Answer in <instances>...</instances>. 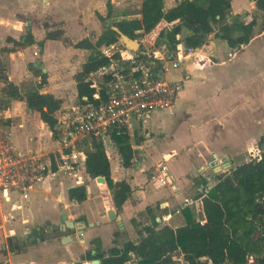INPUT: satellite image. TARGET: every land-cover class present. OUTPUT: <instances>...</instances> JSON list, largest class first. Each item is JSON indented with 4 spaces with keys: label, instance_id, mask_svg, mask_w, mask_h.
Instances as JSON below:
<instances>
[{
    "label": "crops",
    "instance_id": "crops-1",
    "mask_svg": "<svg viewBox=\"0 0 264 264\" xmlns=\"http://www.w3.org/2000/svg\"><path fill=\"white\" fill-rule=\"evenodd\" d=\"M2 1L0 58L4 75H0V97H3L6 79L19 88L39 82L41 78L30 70L33 64L48 75L41 93L53 95L63 103L62 110L46 122L33 114L25 102L0 104V116L5 124L10 123L8 126L16 150L50 154L56 159L64 130L80 111L75 76L91 55L90 51L75 47L82 40H70L82 34L80 0L77 4L72 3V14L78 18L76 29L72 31L65 17V0H33L27 11L32 16L27 28L20 22L11 24L4 17L9 10H5ZM181 2L165 0L164 11ZM112 3L116 8L115 4L120 5L122 0H113ZM14 10L16 14L17 7ZM140 11L138 14L127 13L123 19H141ZM102 14L98 15H107ZM232 14L240 16L246 24L256 21L252 40L232 49L226 41L216 39L212 34L200 48L206 56L201 58V63L188 59L180 70L168 75L173 81H181L178 100L164 114L152 115L166 116L165 132L154 127L133 128L128 132L130 137L137 138L135 145L131 144L135 157L132 166L125 168L116 145L104 142L113 180L127 181L133 189L122 213H117L106 183H99L87 174L86 159L75 171H69L72 177L51 178L49 175L45 182L32 190L28 200L17 193L6 195L0 191V264H96L89 254L94 256L98 249L104 252L112 249L116 233L121 234L119 243L127 238L138 239L133 220L148 224L156 216L157 221L173 229L185 226L184 208L193 203L200 204L201 197L217 183L219 176L259 156L258 144L264 138L263 13L253 0H233ZM60 23L64 26L54 29ZM176 27L180 26L175 25L174 29ZM48 30L62 32V38L46 39ZM28 33L32 34L34 45L15 44V41L24 42ZM157 33L155 30L153 36ZM101 35L85 39L96 42ZM190 35V31L183 29L177 36V46L187 48L185 39ZM140 39L158 49L163 46L171 48L168 39H164L159 47L146 34ZM40 43H43L42 48ZM105 48H101V54ZM39 57L40 65H36ZM158 165H166L169 169L167 186L156 183L154 177ZM62 171L60 168L51 175ZM70 177L77 182L66 188L65 179ZM82 185L87 188V200L82 204L70 202L69 190ZM112 211L122 217L123 227L116 219L108 218L107 214ZM63 214H68V221L73 222L78 230L84 229L82 236L77 229H66ZM67 237L70 241L64 242Z\"/></svg>",
    "mask_w": 264,
    "mask_h": 264
},
{
    "label": "trees",
    "instance_id": "trees-1",
    "mask_svg": "<svg viewBox=\"0 0 264 264\" xmlns=\"http://www.w3.org/2000/svg\"><path fill=\"white\" fill-rule=\"evenodd\" d=\"M112 1H108L107 15H98L104 31L97 41L84 39L75 45L77 49L91 52L75 76L81 113L99 105L95 99L96 91L86 78L111 62L101 54V48L113 47L114 59L119 58L118 51L123 49L120 36L112 26L136 40L146 34L156 47L168 39L172 50L179 44L177 36L183 29L191 32L185 39L187 47L201 48L215 34L216 39L226 41L230 48L236 49L250 43L256 26V21L246 24L240 16L232 14L233 0H182L167 12L164 11L165 0H142L141 19H124L109 26L107 22L113 20L114 13ZM253 1L263 13L264 25V0ZM179 20L183 26L166 34L167 25ZM45 26L49 28L47 24ZM155 30L158 33L153 36ZM62 35V32L48 30L46 39L56 40ZM15 44L32 46L35 40L28 33L24 42L15 41ZM39 45L43 47V43ZM30 70L41 78L39 82L19 88L6 79L2 95L8 102H25L33 114L46 122L62 110L63 102L53 95L41 93L48 82L47 74L33 64ZM109 136L117 147L123 166L130 168L135 157L129 133L122 128H113ZM82 148L87 174L93 180L105 179L114 207L121 214L125 203L132 197V187L127 181L113 180L103 141L87 138ZM258 149L259 156L219 176L217 183L201 197L200 204L193 203L184 208L185 226L173 229L157 221L156 216L148 224L133 220L137 240H125L120 244L121 234L116 233L112 249L107 252L98 249L94 256L90 253L89 257L100 264H251V258L254 259L253 264H264V138L260 140ZM59 169L54 162V172ZM68 196L70 202L82 204L88 198V191L85 185L77 186L69 190ZM200 221L205 223L202 225ZM95 243L98 245L97 241Z\"/></svg>",
    "mask_w": 264,
    "mask_h": 264
},
{
    "label": "built area",
    "instance_id": "built-area-1",
    "mask_svg": "<svg viewBox=\"0 0 264 264\" xmlns=\"http://www.w3.org/2000/svg\"><path fill=\"white\" fill-rule=\"evenodd\" d=\"M182 21L169 23L166 34ZM141 48L132 52L119 50V58L108 47L102 54L111 62L91 73L87 81L95 89L99 105L78 114L70 120L61 140V150L55 161L61 170L75 171L86 159L83 142L86 137L105 142L113 128L131 131L133 120H145L155 113L172 109L178 100L181 81H173L168 75L180 70L184 61L193 59L201 63L200 48L166 46L158 49L145 39H138ZM148 44L150 47H148ZM124 47V46H123ZM54 159L50 154L16 150L11 129L0 116V191L10 195L19 194L28 200L31 192L53 174ZM156 183L168 185L166 165L155 168ZM9 200V198H8ZM203 225L205 221H200Z\"/></svg>",
    "mask_w": 264,
    "mask_h": 264
},
{
    "label": "rangeland",
    "instance_id": "rangeland-1",
    "mask_svg": "<svg viewBox=\"0 0 264 264\" xmlns=\"http://www.w3.org/2000/svg\"><path fill=\"white\" fill-rule=\"evenodd\" d=\"M6 7L5 10H9V13L4 14L7 18L8 21H10L11 24H16L17 22H20L24 25V28L28 27V22L32 21V16L30 14H28V8L31 6L33 0H3L2 1ZM64 2V6L66 9V14L65 17L66 19H68L69 23H70V30H74L76 29V22L78 21V18L76 16H74V14H72V3L75 2V4H77L78 0H65ZM106 3L107 0H80V8L82 11V34H79L77 38L71 37L70 40L73 41H77V40H83L85 38H89V37H94L97 36L101 33H103L104 31V25L102 22H100L98 20V14H102L104 13V15H106L107 11H106ZM116 8H114V13H113V20H111L113 23L114 22H119L124 20L123 18L126 16L127 13H131V14H138V12L140 11V7H141V1L140 0H122V3L120 5L115 4ZM17 7V13L14 14L15 12V8ZM14 14V15H13ZM103 15V14H102ZM64 25L62 23L56 25L54 27V29H60L62 28ZM77 36V35H76ZM121 43V42H120ZM35 59L37 58V54L34 53L33 56ZM171 79H173V77H170ZM73 103H75V101H72ZM8 103V101L5 98H1L0 97V104L1 105H5ZM10 103V102H9ZM78 103V102H77ZM164 114V113H163ZM163 114H156L154 116H152V118H150L149 120H146L147 122H145V120H133L134 123V128L135 130H140V129H145L148 127H154V129H159L160 132H165V119L166 116ZM5 121V120H3ZM10 125V123H9ZM155 131V130H154ZM159 132V131H158ZM159 132V133H160ZM138 135V134H137ZM157 137V136H156ZM137 138H133L131 137V144L135 145ZM105 142L107 145H109V143H112L111 138L107 137L105 139ZM105 144V145H106ZM113 144V143H112ZM114 145V144H113ZM115 146V145H114ZM139 156V153L138 155ZM72 177V174L68 171V170H63L61 173H59L58 175H50V177H57V178H61V177H68L70 176ZM82 175V173H81ZM67 178L65 179V185L66 188L73 186L77 181L73 178ZM128 240V238L126 239ZM125 240H121L122 244ZM251 264L254 263V259L251 258Z\"/></svg>",
    "mask_w": 264,
    "mask_h": 264
},
{
    "label": "water",
    "instance_id": "water-1",
    "mask_svg": "<svg viewBox=\"0 0 264 264\" xmlns=\"http://www.w3.org/2000/svg\"><path fill=\"white\" fill-rule=\"evenodd\" d=\"M108 25H112V21H108ZM112 29L120 36V42L121 44H123L125 46L126 49L132 51V52H137L139 49H140V43L134 39V38H130L129 36L125 35L124 33H122V31L116 27V26H112ZM30 30V28L28 29ZM40 59L41 57H39L38 61L36 62V65H40ZM42 67V66H41ZM43 72L46 73V70L43 68ZM0 75L3 76L4 75V64L2 62V59L0 58ZM97 182L99 183H102V184H105V179L100 177V178H97ZM72 189V188H71ZM108 218L110 220H117L120 224V227H123V222H122V217L121 216H118L116 211H112L110 213L107 214ZM68 214H63L62 215V219L63 221L66 222V229H77L78 230V227H76V225L73 223V222H70L68 221ZM79 231V235H83L84 233V229L82 230H78ZM67 241H70V238L67 237L64 242H67ZM10 242L12 243V240H10ZM10 243V244H11ZM4 251H6V245H4L3 247ZM96 264H100L99 261H95Z\"/></svg>",
    "mask_w": 264,
    "mask_h": 264
}]
</instances>
